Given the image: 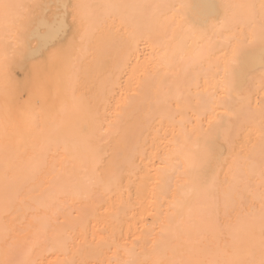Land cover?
<instances>
[{
	"label": "bare ground",
	"instance_id": "6f19581e",
	"mask_svg": "<svg viewBox=\"0 0 264 264\" xmlns=\"http://www.w3.org/2000/svg\"><path fill=\"white\" fill-rule=\"evenodd\" d=\"M10 2L33 7L21 30L22 52L3 61L0 50V112L7 105L22 133L12 161L20 195L5 209L0 185V228L18 233L19 247L32 249L34 264H132L150 257L161 237L172 247L196 238L205 217L198 177L184 171L183 153L196 152L206 140L213 160L202 175L234 186L236 211L229 223L243 234L248 219L259 216L264 178L258 132L241 97H249L253 109L264 99L258 88L264 47L249 42L244 26L219 25L222 4L260 0ZM78 3L92 5L97 20L83 39L72 21ZM108 3L141 7L109 14L103 7ZM132 25L139 33L134 46L127 39ZM54 53L60 54L55 61ZM72 73L94 119L71 110ZM64 102L69 111L57 127ZM117 112L119 122L109 129ZM26 118L42 131L28 133ZM240 158L252 164L241 159L237 171ZM219 211L223 219L222 206ZM65 237L72 243L58 248L56 241ZM212 242L208 235L206 243ZM253 251L258 259V246Z\"/></svg>",
	"mask_w": 264,
	"mask_h": 264
},
{
	"label": "snow or ice",
	"instance_id": "6c2138e0",
	"mask_svg": "<svg viewBox=\"0 0 264 264\" xmlns=\"http://www.w3.org/2000/svg\"><path fill=\"white\" fill-rule=\"evenodd\" d=\"M32 5H23L12 3L10 0H0V50H3V61L21 53L24 42L21 36V30L27 14ZM39 7V5H36ZM67 9V5L63 6ZM109 10L119 11L130 7H141L139 5H126L119 3H108L103 5ZM153 8L170 7L169 5H152ZM174 7V6H173ZM185 5L181 4L180 8ZM72 21L79 25L83 39L88 33L92 32L96 25V17L92 12V5L78 3L72 6ZM223 20L220 27L244 26L248 30L249 42L259 40L264 47V0H260L259 5L255 3H224ZM23 10V13L22 11ZM126 17L121 18V24H124ZM66 20L57 25V30L62 32L65 29ZM119 29H117L118 31ZM127 39L130 45L134 46L139 40V33L135 25L128 31ZM235 56V50L233 57ZM60 57L59 53H54L52 60ZM234 59L232 63H234ZM261 73L258 81V88L264 93V55L260 61ZM227 72V69H226ZM69 81V95L71 110L81 119H94V114L88 111L84 97L77 95V86L79 76L72 73L67 77ZM232 81L225 82L226 89L231 88ZM38 93H43V85L37 84ZM215 96V93L212 94ZM241 100L248 105V121L256 127L259 137V148L261 155V176L264 178V99L256 102L253 109L249 97H241ZM69 111V104L64 102L58 109L56 116L60 117L57 127L62 124L63 117ZM56 116L53 117L55 122ZM119 122V112L116 113L114 120L108 125L109 129H114ZM27 125L26 131L30 134H39L40 129L25 119ZM22 140V133L19 126L15 123L10 108L5 105L0 112V185L3 189V205L5 209L11 206L19 198L20 192L14 185L15 173L13 159L18 155ZM255 148V145L253 146ZM65 151H68L66 144ZM213 146L207 140L204 144L197 146L196 152H185L184 171L198 177L197 189L198 195L202 200L201 213L205 220L198 230L196 238L187 237L175 247L169 246L161 237L159 243L152 248L151 256H146L144 260L134 261L132 264H264V195H262V204L258 217H250L246 228L242 230L229 223L230 216L236 211V194L234 186L222 187L215 176L210 179L202 175V169L213 160ZM241 159L249 165L252 164L250 158H240L234 161V166L238 171L241 167ZM36 165H34V168ZM51 179H56L53 174ZM235 179V175L233 176ZM211 206L212 211L207 212ZM223 207V219L220 216V208ZM189 215L192 209H188ZM258 226L259 235H255V229ZM163 231V230H162ZM225 232L228 233L225 237ZM18 233L8 225L0 228V264H34L30 259L32 249H21L17 243ZM208 235L213 237L212 243H206ZM72 243L70 237L58 239L56 245L60 249H67ZM258 246L259 258H254V249ZM171 253V255H169ZM64 264H76L74 260L67 259Z\"/></svg>",
	"mask_w": 264,
	"mask_h": 264
}]
</instances>
